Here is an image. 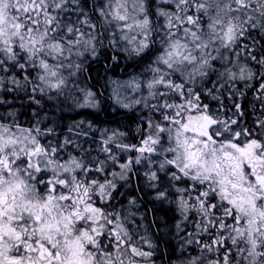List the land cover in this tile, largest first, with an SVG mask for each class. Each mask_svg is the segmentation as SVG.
<instances>
[{"label":"snow or ice","instance_id":"snow-or-ice-1","mask_svg":"<svg viewBox=\"0 0 264 264\" xmlns=\"http://www.w3.org/2000/svg\"><path fill=\"white\" fill-rule=\"evenodd\" d=\"M157 259L264 264V0H0V264Z\"/></svg>","mask_w":264,"mask_h":264},{"label":"trees","instance_id":"trees-1","mask_svg":"<svg viewBox=\"0 0 264 264\" xmlns=\"http://www.w3.org/2000/svg\"><path fill=\"white\" fill-rule=\"evenodd\" d=\"M106 63L103 59H101V63L99 67L96 65H93V75L94 78L91 81V83H96V77L95 73L98 71L99 76L103 79L100 80V84H105L108 76H126L128 75L133 69L131 67L129 68H123V67H117L114 71H110L105 75L103 71V66ZM121 66H123L124 61L121 60ZM97 91H103L105 97L108 96V89L107 88H101L100 85H97ZM103 110L99 112L98 115H94L90 118L96 119L98 122V125L100 127H116L117 125H125L130 124L131 127H135V121L137 119L138 113L136 111H127L124 109H117L113 110L114 106L110 104L107 100L102 106ZM73 118L79 119L81 117L76 116V113L74 112H68L65 114V120L66 122H70ZM137 196H140L143 203L141 205L140 211H145L146 209H151L154 206L157 208L156 211V219L157 223L159 224V228L156 227L152 228V232L154 236L156 237L157 243L159 245L160 253L163 254L166 252V247L168 250L171 249L172 245L175 244V240L173 239L172 233L174 231V228L172 227V224H166L165 220L170 219L172 216V213L168 211L167 206H161L159 202H153L152 201V194L150 190H145V192L136 193ZM152 222V215L149 214V223ZM174 223V222H172ZM169 255L172 256V258H175V254H172L170 251L168 252ZM157 264H160V260L157 259Z\"/></svg>","mask_w":264,"mask_h":264},{"label":"rangeland","instance_id":"rangeland-1","mask_svg":"<svg viewBox=\"0 0 264 264\" xmlns=\"http://www.w3.org/2000/svg\"><path fill=\"white\" fill-rule=\"evenodd\" d=\"M132 72V71H131ZM128 76H129V74L128 75H126V76H117V77H114V76H111L113 79H119V80H126V79H128ZM109 91V90H108Z\"/></svg>","mask_w":264,"mask_h":264}]
</instances>
